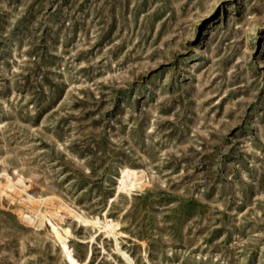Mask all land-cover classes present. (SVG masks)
Instances as JSON below:
<instances>
[{
	"label": "rangeland",
	"instance_id": "rangeland-1",
	"mask_svg": "<svg viewBox=\"0 0 264 264\" xmlns=\"http://www.w3.org/2000/svg\"><path fill=\"white\" fill-rule=\"evenodd\" d=\"M53 225L77 264H264V0H0V264H73Z\"/></svg>",
	"mask_w": 264,
	"mask_h": 264
},
{
	"label": "bare ground",
	"instance_id": "bare-ground-1",
	"mask_svg": "<svg viewBox=\"0 0 264 264\" xmlns=\"http://www.w3.org/2000/svg\"><path fill=\"white\" fill-rule=\"evenodd\" d=\"M142 179H144V174L142 172H139V171L134 170V169L124 168L121 170L119 189H125L126 191H131L132 189L137 188L141 183H144V181L140 182V183L138 182V181H141ZM4 187H5V189L6 188L12 189L11 185H5ZM25 218L30 223H33L35 220L34 217H32L30 215H25ZM86 222H90L92 224L96 223V222L87 221V220H86ZM117 226H118V224L111 222V223H107L103 228L105 229L106 233L116 235L117 232H115V228ZM53 230L57 236V239L59 240V242L62 245L63 252H65L66 255L71 258V260L73 261V264H77V262L71 257V251H70L69 247L67 246V242H66L67 237L64 236L62 233H60L58 228L55 225H53ZM65 233L67 235L70 234V230L66 229Z\"/></svg>",
	"mask_w": 264,
	"mask_h": 264
}]
</instances>
